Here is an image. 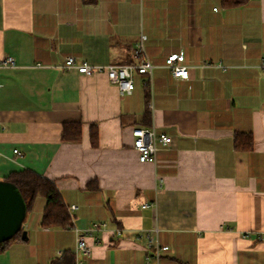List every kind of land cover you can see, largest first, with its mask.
Segmentation results:
<instances>
[{"label":"crops","instance_id":"crops-1","mask_svg":"<svg viewBox=\"0 0 264 264\" xmlns=\"http://www.w3.org/2000/svg\"><path fill=\"white\" fill-rule=\"evenodd\" d=\"M141 35L152 77L135 71L121 92L105 69L137 63ZM181 51L187 80L166 66ZM4 57L17 66L0 67V180L53 181L73 227H42V198L0 264H76L78 235L91 248L81 264H157L148 234L169 247L159 264H264V0H0ZM69 122L77 142L62 140ZM137 128L173 145L141 163ZM238 133L252 150L236 149Z\"/></svg>","mask_w":264,"mask_h":264},{"label":"built area","instance_id":"built-area-1","mask_svg":"<svg viewBox=\"0 0 264 264\" xmlns=\"http://www.w3.org/2000/svg\"><path fill=\"white\" fill-rule=\"evenodd\" d=\"M147 37L141 35L140 40L134 47V57L138 61L134 64L126 65H110L105 70L107 73L108 80L111 84L118 87L121 92H131L135 89L134 72L137 71L139 74L148 75L152 77L154 66L151 63L145 48V42ZM185 54L183 51L179 53H173L166 59V66L171 70L172 74L176 78L187 80L189 79L190 72L189 68L184 64ZM262 68L264 69V58L262 59ZM17 66V62L12 57H4L0 61V67L2 68H14ZM67 68H77L80 74L92 75L95 73V69L88 63L83 62L81 64L76 63L75 57H69L66 60ZM1 89V83H0ZM134 141L133 148L138 153L139 161L141 163L154 160L158 151V144L164 146H172L173 138L167 134H157L154 129H142L137 128L132 132ZM14 154L20 155L18 149L13 150ZM148 204L143 205V208H147ZM72 206V210L75 209ZM98 225L95 224L97 229ZM227 229H230L229 225H226ZM147 249L154 251V257L156 263L159 264L160 255L162 252L167 251L169 247L161 246L158 242L157 237L147 235ZM78 254L84 257H88L91 254V248L85 243L82 235H78L76 240V255L77 263L81 264L78 260ZM150 263V261H148Z\"/></svg>","mask_w":264,"mask_h":264},{"label":"trees","instance_id":"trees-1","mask_svg":"<svg viewBox=\"0 0 264 264\" xmlns=\"http://www.w3.org/2000/svg\"><path fill=\"white\" fill-rule=\"evenodd\" d=\"M248 0H222L224 7L233 8L244 5ZM148 98V93H147ZM82 136V125L69 122L63 125L62 140L64 142H77ZM98 132L95 126L91 127V142L97 144ZM252 134H236L235 147L240 151L253 149ZM2 181L12 184L20 193L26 203L27 213L31 210L38 197L45 199L42 213L41 226L45 228L73 227V219L64 203L62 195L56 184L31 170L12 172ZM27 216V215H26ZM23 230L0 244V253L6 251L14 241H25L22 236Z\"/></svg>","mask_w":264,"mask_h":264},{"label":"water","instance_id":"water-1","mask_svg":"<svg viewBox=\"0 0 264 264\" xmlns=\"http://www.w3.org/2000/svg\"><path fill=\"white\" fill-rule=\"evenodd\" d=\"M26 215V203L18 190L0 180V244L21 230L23 239H27L24 231Z\"/></svg>","mask_w":264,"mask_h":264},{"label":"rangeland","instance_id":"rangeland-1","mask_svg":"<svg viewBox=\"0 0 264 264\" xmlns=\"http://www.w3.org/2000/svg\"><path fill=\"white\" fill-rule=\"evenodd\" d=\"M40 200L44 201V199H42L41 197H38L35 200V203L33 204L31 210L28 212V216L27 217H29V216L31 217L32 214H36L37 211L41 209V207H42L43 204L41 203L42 201H40Z\"/></svg>","mask_w":264,"mask_h":264}]
</instances>
